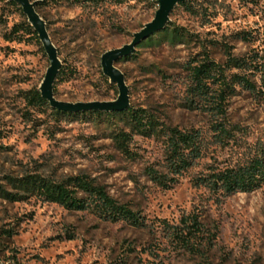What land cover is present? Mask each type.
<instances>
[{
  "label": "rangeland",
  "instance_id": "374dc122",
  "mask_svg": "<svg viewBox=\"0 0 264 264\" xmlns=\"http://www.w3.org/2000/svg\"><path fill=\"white\" fill-rule=\"evenodd\" d=\"M47 1L39 13L68 70L67 80L55 85V97L69 103L115 100L118 91L103 76L101 56L131 42L154 18L155 0H126L121 5ZM211 12L194 17L177 6L169 24L199 34L201 40L225 43L237 57L255 53L264 60V0H218ZM24 18L16 7L0 1V176L29 171L61 180L86 175L156 227L136 229L123 222H103L87 211L0 199V227L16 232L6 255L14 254L20 264H196L198 257L173 249L157 227L159 220L177 223L182 215L195 212L215 235L206 253L212 264H264V187L216 198L192 185V179L208 169L245 162L264 142V84L259 77L255 81L260 95L237 89L230 98L232 139L214 144L211 118L182 107L187 84L182 66L198 51L195 45L162 41L137 47L132 60L116 62L131 106L151 110L166 125L198 129L207 140L202 158L164 191L143 175L147 166L163 170L161 142L133 136L130 149L137 157L132 161L114 148L105 119L59 117L50 107L25 106L23 94L38 89L49 62L42 46L28 36L21 42L7 41L11 28ZM239 31L251 33V41L233 39ZM209 50L216 62L225 61L221 48ZM68 234L74 239L68 240Z\"/></svg>",
  "mask_w": 264,
  "mask_h": 264
},
{
  "label": "trees",
  "instance_id": "16d2710c",
  "mask_svg": "<svg viewBox=\"0 0 264 264\" xmlns=\"http://www.w3.org/2000/svg\"><path fill=\"white\" fill-rule=\"evenodd\" d=\"M0 1L16 7L24 18L17 4L7 0ZM31 1L36 2L35 9L39 15V8L48 3L47 0ZM65 1L79 4L86 0ZM101 1L115 5L126 2V0ZM178 7L194 17H199L210 15L211 9H215V1H203L194 5V2L187 0L179 3ZM25 35L37 45H41L36 32L26 18L11 28L6 39L21 42ZM251 35L249 32L239 31L233 34L232 38L249 42ZM162 41L172 46L193 44L198 49L194 56L182 66L187 79L182 107L189 111L202 112L211 118V139L214 144L231 140L232 132L227 120L228 101L236 95L237 89L256 96L262 93L258 89L255 78L259 77L264 84V60L260 61L261 57L255 53L248 57H237L232 53L231 47L225 43L222 44L216 40H201L199 34L170 24L141 42L138 48ZM216 47L223 51L225 56L223 63H218L211 57L209 49ZM134 57L133 54L120 61L132 60ZM67 73L68 70L62 66L53 86L54 96H56L55 85L66 81ZM109 87L114 89L112 86ZM23 100L25 106L29 108L50 107L49 103L41 97L38 89L25 92ZM52 111L59 117L93 116L97 119H105L108 138L112 141L114 148L132 161L137 157V154L130 149L133 136L161 142L164 149L163 170L147 166L143 169V175L164 191L171 190L178 183L179 178L202 158L206 150L207 140L200 130L166 125L147 108L130 106L125 111L110 113H68L53 109ZM192 185L195 188L206 189L216 198L229 197L237 193H251L261 189L264 187V142L254 148L253 155L245 162L222 169H208L195 176L192 179ZM0 199L9 204L35 200L58 205L70 212L87 211L103 222H123L136 229L153 231L156 227L155 223L147 222L139 212L119 204L102 186L86 175L54 180L38 172L26 171L20 176L4 174L0 176ZM157 227L160 228L163 238L173 249L198 257L199 262L196 264H212L207 259L206 253L215 235L206 229L199 214L195 212L184 214L177 223L159 220ZM15 235L14 229L0 227V264H20L14 254L6 255L10 250L8 244ZM67 239H74V235L68 234Z\"/></svg>",
  "mask_w": 264,
  "mask_h": 264
},
{
  "label": "water",
  "instance_id": "95a60500",
  "mask_svg": "<svg viewBox=\"0 0 264 264\" xmlns=\"http://www.w3.org/2000/svg\"><path fill=\"white\" fill-rule=\"evenodd\" d=\"M17 4L25 16L29 25L36 32L44 53L47 56L49 66L46 74L38 87L41 97L49 103L53 110L79 113V112H122L130 108L129 89L125 82L124 74L115 66L116 62L133 55L138 45L157 32L162 31L170 22V15L179 3L187 0H155L157 11L154 18L145 24L140 31L133 34L130 43L113 50L103 53L100 59V66L103 76L108 79L109 83L115 85L118 95L112 101H95V102H77L69 103L59 101L53 92L55 80L62 67L58 56L57 48L54 46L44 19L35 9L36 2L31 0H7Z\"/></svg>",
  "mask_w": 264,
  "mask_h": 264
},
{
  "label": "built area",
  "instance_id": "2783aa9c",
  "mask_svg": "<svg viewBox=\"0 0 264 264\" xmlns=\"http://www.w3.org/2000/svg\"><path fill=\"white\" fill-rule=\"evenodd\" d=\"M201 1H218V0H201Z\"/></svg>",
  "mask_w": 264,
  "mask_h": 264
}]
</instances>
